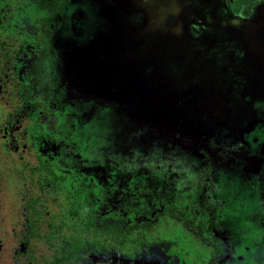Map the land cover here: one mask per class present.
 I'll return each mask as SVG.
<instances>
[{
  "label": "rangeland",
  "instance_id": "obj_1",
  "mask_svg": "<svg viewBox=\"0 0 264 264\" xmlns=\"http://www.w3.org/2000/svg\"><path fill=\"white\" fill-rule=\"evenodd\" d=\"M20 1L0 0V39L21 48L0 74V153L33 167L39 154L67 193L93 184V214L125 219L135 239L86 264H264V0H68L52 17ZM45 15L53 87L33 108L13 89L41 48L24 18ZM14 184L0 189V264L30 243ZM46 200L56 211V188Z\"/></svg>",
  "mask_w": 264,
  "mask_h": 264
},
{
  "label": "trees",
  "instance_id": "obj_2",
  "mask_svg": "<svg viewBox=\"0 0 264 264\" xmlns=\"http://www.w3.org/2000/svg\"><path fill=\"white\" fill-rule=\"evenodd\" d=\"M26 1L27 5H36L37 7L44 9L48 16L52 17L56 12L60 10L62 4L66 3L68 0H21ZM20 1V2H21ZM48 17L42 16L41 20L37 25L36 20H31V18H24V32L28 34H35L37 42L41 45V49H37L35 53L29 59V68L27 73V79L29 81L28 85H25V93H31V91L36 92L38 95L37 103H31L33 108L37 104H42L47 96L50 95V79L48 74L42 65V58L48 55V35L51 33L52 28L49 23L46 22ZM19 49L14 42H5L0 39V53L8 60H15ZM24 94V93H23ZM45 108V105H43ZM21 108V107H20ZM20 108L14 107L7 113V122L9 125L12 124L11 120L16 115L15 112L20 111ZM48 114H53V109H47ZM54 121L51 122L53 127ZM39 159V158H38ZM27 164V163H26ZM13 165L12 169H7V171L0 170V189L5 187V183L10 178L20 185L18 193L16 194V202H14V208L22 211H26L28 218L34 221H41L42 217L46 214L45 210L38 209L36 216L37 206L36 196L34 190L30 189L31 184H40L41 186L46 185H56L62 189L65 188V176L63 174L56 173L49 162L38 160V165L42 169V174H33L32 169L29 166V172H26L27 165ZM93 184L87 183L83 180L78 182V186L73 192H69V197L66 198L64 202V209L56 210V219L47 221L46 228L48 231H56V238L59 242L56 243V249L50 253L43 256V264H77L83 262L85 259L83 255L86 252L96 253L101 249H106L105 241L100 242L101 236H107V247L110 251L115 249H121V247L127 246L131 242L130 231L128 230L130 226L126 224V221L121 216H107L99 217L93 214L91 204L95 200ZM67 190L68 187L66 186ZM84 192L85 197L81 203L78 193ZM41 201V198L37 199ZM19 201V204L17 202ZM61 200L59 203L56 201L57 208L60 207ZM87 206L90 212L87 214L85 221L81 223L74 219L79 216L80 209H84ZM62 208V207H61ZM46 217V215H45ZM147 225H152L151 223H146ZM138 226V225H134ZM145 226V223L142 224ZM64 231H71L69 234L64 233ZM48 238L50 242H53L54 233L48 232ZM99 234V235H98ZM53 235V236H52ZM109 240V241H108ZM117 246V248L114 247ZM85 252V253H84ZM84 253V254H83ZM43 254V253H42ZM41 254V255H42ZM44 255V254H43Z\"/></svg>",
  "mask_w": 264,
  "mask_h": 264
},
{
  "label": "flooded vegetation",
  "instance_id": "obj_3",
  "mask_svg": "<svg viewBox=\"0 0 264 264\" xmlns=\"http://www.w3.org/2000/svg\"><path fill=\"white\" fill-rule=\"evenodd\" d=\"M227 4H228V9H231L230 11L234 15H238L236 13V11L230 7L229 1H227ZM227 4H226V6H227ZM52 33H53V29H52L51 33L47 37L49 38V36ZM7 42H9V41H7ZM10 42H13V41H10ZM16 46L19 49L18 51L20 52L21 48L18 47V45H16ZM35 51L32 54L29 55V59L35 53ZM19 52H18L17 58L15 60H8L4 56H2V53H0V74H3V69H5L8 66L12 69L13 74L16 73V71H17L16 68H17L18 60H19ZM29 59H28V65H27V68H26L25 83L21 84L19 82H16V86L18 88L17 89H13V93L14 94H16V92H17L20 95L19 97H15V99L16 98H26V96H29V95H35L36 97L38 96L36 94V92L31 91V93H25L24 90H21V88H24L25 85L29 84V81L27 79V73H28V68H29ZM45 62H46V57L42 58V62H41L42 65L44 66V69H45ZM45 71H46V69H45ZM47 74H48V78L50 79V89H51V93H52L53 83H52V80H51V77H50L49 73H47ZM37 99H38V97H37ZM53 114H54V110H53ZM6 123H8L7 120H6ZM8 125H9V123H8ZM1 130H2V126L0 125V131ZM24 131H26L25 127H24ZM11 152L12 151L6 145V150H3L2 153H0V156L6 157L7 160H8V158L12 159V161H11V163L9 165H7V163H6L7 166L0 167V170L7 171L8 168L12 169L13 165L15 163L17 165H22V164H26L27 163L26 164L27 165V169H26L27 173L29 172V166H30V168L32 169L31 172L33 174H42L43 171H42V169H40V167L38 165V160L41 159L43 161L49 162V161L45 160L44 158H42L39 154H37L36 164L33 167L32 164L30 163L29 159L27 160V162L22 163V162H20L19 159H15L14 156L11 155ZM53 169H54V167H53ZM54 171H55V169H54ZM13 187H14V189H13L14 198H13V202L10 203V209L13 211V213L15 212V213L18 214V216L16 215V218H15V220L12 223V224H14L13 228L16 231H19L18 234H17V235H19L18 241L19 240H22V241L24 240V243H27L28 241L30 243H27V245H24V248L23 249L22 248L19 249L15 255H14L13 251H11V253H10V250H8L7 251V258H8V260L15 262L16 264H20V263H23V264H43V261H42L43 260V256H46V254L52 253L56 249V243L59 242V239L56 238V231H48V228H46V225L48 224L47 221H49V219H51V220H55L56 219V211H54L53 209H49V207L47 206L48 200H46V197L48 196V194H49V192H50V190L52 188H56V201L59 203V200H61L60 207L57 208V206H56V210H60V209L62 210V209L65 208L64 207V202H66V198L69 197L70 194H68L69 192L67 193L66 186H65L64 189H62V188H60V187H58L56 185L41 186L40 184H31L30 185V189L34 190L35 196H36V203L34 205L37 206V209H36L37 219H39L38 218V214H37V210L38 209H41L42 211L43 210L46 211V214H45L46 217L44 215V217H42L41 221H39V220L38 221H34V220L28 218L27 213H26V211L24 209L22 211H19L17 208L16 209L14 208L13 204H14V202H16V194L18 193V189L20 188V185L17 182H15ZM61 194H63V195L66 194V195L63 196V198H62ZM39 196L41 198V201L37 200L39 198ZM81 203H82V200H81ZM17 204H19V201L17 202ZM83 211H84V209H80L79 216L74 218V219L78 220L79 223L82 222V220H80V217H81V215H82L81 213H83ZM83 217H84L83 221H85L86 218H87V215L85 217V215L83 214ZM142 224L143 223H139V224H136V225H138V227H142L141 226ZM148 227H149V225H148ZM48 232L54 233L53 234L54 237H53V242L52 243L50 242V240H49V238L47 236V235H49ZM70 232L71 231H64V233H66V234H69ZM131 234H132V231H130L131 240L135 239V238L132 237ZM101 238L102 239H100L99 241L100 242L105 241L106 249H104V250L101 249L99 251V253L98 252H96V253H91V252H89V253L86 252L85 253L84 252L85 254L83 253L84 254L83 258L85 260L83 262H79L77 264L90 263L93 256H100V254L102 255V254H107L108 252H110V249L107 247V245H108L107 244V236H101Z\"/></svg>",
  "mask_w": 264,
  "mask_h": 264
},
{
  "label": "water",
  "instance_id": "obj_4",
  "mask_svg": "<svg viewBox=\"0 0 264 264\" xmlns=\"http://www.w3.org/2000/svg\"><path fill=\"white\" fill-rule=\"evenodd\" d=\"M243 3V2H242ZM230 7L236 11V13L239 15L240 13L244 12V8H240L241 4L239 6L235 5L234 2L230 3Z\"/></svg>",
  "mask_w": 264,
  "mask_h": 264
}]
</instances>
